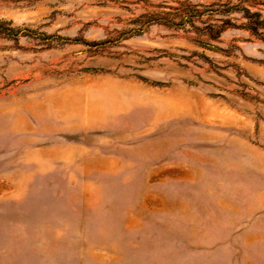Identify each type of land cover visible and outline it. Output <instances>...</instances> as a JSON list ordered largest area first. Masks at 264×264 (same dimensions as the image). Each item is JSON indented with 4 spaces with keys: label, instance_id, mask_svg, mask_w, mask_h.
Here are the masks:
<instances>
[{
    "label": "rangeland",
    "instance_id": "obj_1",
    "mask_svg": "<svg viewBox=\"0 0 264 264\" xmlns=\"http://www.w3.org/2000/svg\"><path fill=\"white\" fill-rule=\"evenodd\" d=\"M245 10L264 22V0H0V264H264Z\"/></svg>",
    "mask_w": 264,
    "mask_h": 264
},
{
    "label": "trees",
    "instance_id": "obj_2",
    "mask_svg": "<svg viewBox=\"0 0 264 264\" xmlns=\"http://www.w3.org/2000/svg\"><path fill=\"white\" fill-rule=\"evenodd\" d=\"M245 14L247 15V18L249 19L247 24H245V27L253 34L258 35L259 29L264 28V22L262 20H259V14L257 12H249L248 10H245ZM8 25L7 22L0 21V34L2 33H9V28L6 26ZM226 25L233 26V24H230L229 22H226ZM2 27V28H1ZM211 34L213 35L211 37H216L223 28H220L218 30H212V27H210Z\"/></svg>",
    "mask_w": 264,
    "mask_h": 264
}]
</instances>
